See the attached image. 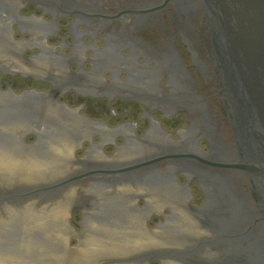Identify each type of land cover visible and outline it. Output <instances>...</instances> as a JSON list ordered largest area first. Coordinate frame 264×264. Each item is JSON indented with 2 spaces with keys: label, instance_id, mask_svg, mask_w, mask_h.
Segmentation results:
<instances>
[{
  "label": "water",
  "instance_id": "water-1",
  "mask_svg": "<svg viewBox=\"0 0 264 264\" xmlns=\"http://www.w3.org/2000/svg\"><path fill=\"white\" fill-rule=\"evenodd\" d=\"M199 2L238 155L231 168L248 179L175 163L147 175L131 170L194 154L172 149L186 126L143 103L130 118L125 109L134 106L123 100L119 109L118 95L93 99L90 109L105 106L108 114L92 123L78 102L92 89H83L85 96L76 90L92 79L124 82L125 74L100 66L76 79L77 68L65 61L82 60V53L70 56L71 37L57 34L65 19L51 0H0V264H264V0ZM123 21V29L130 26ZM50 83V94L37 88ZM145 109L152 119L140 121ZM223 129L231 146L225 122ZM198 144L212 156L208 140ZM227 150L228 159L204 160L235 163ZM257 205L261 213L253 215Z\"/></svg>",
  "mask_w": 264,
  "mask_h": 264
},
{
  "label": "flooded vegetation",
  "instance_id": "flooded-vegetation-1",
  "mask_svg": "<svg viewBox=\"0 0 264 264\" xmlns=\"http://www.w3.org/2000/svg\"><path fill=\"white\" fill-rule=\"evenodd\" d=\"M183 1L190 4L183 5ZM51 3L65 19L60 21L57 34L63 35V40L69 36L73 41L69 46L70 56L74 55L75 49L79 54L82 53V60L76 55V60L65 61L77 68L78 72L72 73L76 79L80 73L90 75L100 66L107 73H121L126 77L124 82H121L120 77H113L110 82L103 81L102 85L92 79L81 87V91L75 89L77 94L84 96L83 89H92L90 99L85 103V99L81 98L79 103L90 109L93 99L101 104L100 99L111 100L112 96L118 95L116 99L120 98L119 109L123 100L134 106L133 109H125V114L130 115V118L136 117L133 111L136 112L143 103L146 108L152 105L150 107L158 110L159 114L174 116L178 121L173 125L186 126L180 127L178 135L182 140L175 141L172 149L187 151L192 148L194 154L169 155L178 156L176 160L179 162L153 159L140 165L144 174H137L147 175L150 170L156 171L160 167L166 169L175 163L180 167L211 173L212 176L225 177L231 181V177L237 173L235 170L223 168L225 164L204 160L221 159V153H227L223 156L228 159L231 154L227 149L232 147L234 150V147L233 141L231 146L227 143L229 138L223 129L225 122L232 138L220 87L219 70L214 59L209 21L197 0H55ZM125 18L130 20V26L123 29L122 22ZM143 32H147L146 37L138 36ZM87 38L92 42L88 43ZM87 55L89 58H86ZM147 70L148 75H144ZM53 85H40L46 89L43 94L52 93ZM152 112L151 109H145L140 121L145 117L152 119ZM89 114L95 119L92 123L100 124V119H107L108 113L103 106L96 111L90 109ZM148 127L150 129L151 126ZM165 134L171 136L170 133ZM201 138L210 143L212 156H206L204 148L199 146ZM200 154L205 158L200 157ZM233 156L235 157V150ZM165 157L167 156L161 158ZM205 166L217 170L206 171Z\"/></svg>",
  "mask_w": 264,
  "mask_h": 264
}]
</instances>
